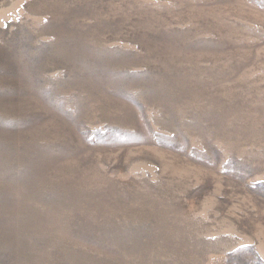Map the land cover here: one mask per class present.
<instances>
[{"label":"rangeland","instance_id":"1","mask_svg":"<svg viewBox=\"0 0 264 264\" xmlns=\"http://www.w3.org/2000/svg\"><path fill=\"white\" fill-rule=\"evenodd\" d=\"M0 264H264V0H0Z\"/></svg>","mask_w":264,"mask_h":264}]
</instances>
